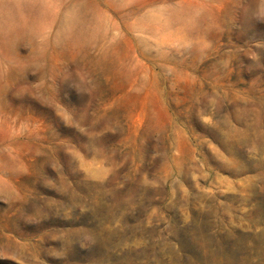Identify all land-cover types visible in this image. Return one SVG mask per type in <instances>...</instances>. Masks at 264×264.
Listing matches in <instances>:
<instances>
[{
    "label": "rangeland",
    "instance_id": "1",
    "mask_svg": "<svg viewBox=\"0 0 264 264\" xmlns=\"http://www.w3.org/2000/svg\"><path fill=\"white\" fill-rule=\"evenodd\" d=\"M0 264H264V0H0Z\"/></svg>",
    "mask_w": 264,
    "mask_h": 264
}]
</instances>
